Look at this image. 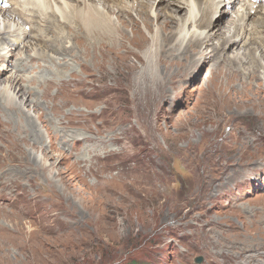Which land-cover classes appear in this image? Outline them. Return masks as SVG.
Instances as JSON below:
<instances>
[{
    "label": "rangeland",
    "instance_id": "rangeland-1",
    "mask_svg": "<svg viewBox=\"0 0 264 264\" xmlns=\"http://www.w3.org/2000/svg\"><path fill=\"white\" fill-rule=\"evenodd\" d=\"M24 1L12 6L32 9V22L11 8L0 16L1 29L14 24L0 33V264H264V69L244 86L258 68L247 48L264 64L254 39L264 10L249 12L239 49L219 45L226 28L209 43L167 45L154 14L148 30L113 1ZM150 2L155 10L169 0ZM62 3L79 15L113 8L114 38H92L76 15L64 32L44 24ZM191 3L193 19L214 6L210 28L232 29L240 10ZM119 29L134 55L96 48L107 50ZM11 34L24 46L6 43ZM31 123L36 132L10 152L8 133L24 136Z\"/></svg>",
    "mask_w": 264,
    "mask_h": 264
},
{
    "label": "bare ground",
    "instance_id": "bare-ground-1",
    "mask_svg": "<svg viewBox=\"0 0 264 264\" xmlns=\"http://www.w3.org/2000/svg\"><path fill=\"white\" fill-rule=\"evenodd\" d=\"M39 1V0H38ZM50 1V0H49ZM75 2L79 1V0H74ZM106 2L108 1H113L116 2V8L118 11H123V13H127V12H131L130 9H135V13L137 15V17L140 18V20L146 24V28L149 30V25H150V20L147 21L146 18H149L150 15L149 14H154V19L155 21L159 20V23L157 22V27L160 28L161 30L158 31H162L165 35L164 37H162L163 41L167 44L168 42H170L171 40H173L174 38L177 39L178 44L181 45L184 41H187V46L190 44V41L192 43L197 44H204V43H209L210 42V38L212 36H217L220 35L222 36L225 33V28H226V35L223 37L224 39H222L221 43H219V45L222 46V44L224 45L225 43H229L230 46L236 47L237 48H242L244 46L245 41H237L242 40L244 38V34H245V20L247 18H250L251 16L249 15V10H250V6L248 4H245V1H236V0H227V2H225L226 0H193V3L196 6H199L200 4H204L205 6H210L211 3L216 4V8H218L219 6L226 4L228 6V8H234L237 7V5L239 4L240 6H238V8L240 9L238 11V14L236 15V22L234 23L232 29H228L229 27V23L227 24V26H225L223 29H221L220 27H216V28H210V18L211 15H213V11H214V6L213 9H206L205 11L203 10L201 12V17L199 16L197 19H193L192 18V14H193V4L191 3V0H169V2L163 6H159L156 7V9L152 10V2L149 3V0H135L136 5L132 6H127L126 3L124 2H119V0H104ZM164 0H159L158 4L160 2H162ZM55 2L59 3V0H55ZM241 2H243V5H241ZM16 4H25L24 0H15ZM64 3V2H63ZM62 3V5H64ZM80 3V2H79ZM134 3V2H133ZM107 4V3H106ZM112 4V3H111ZM82 5V4H81ZM85 5V4H84ZM172 5V6H171ZM169 6L173 7L174 9H169ZM85 7V6H84ZM106 7V11H101L96 5L93 7H88L87 10L85 11L84 8V12L79 15L78 11L77 13H74L73 9H65L68 8V6L64 5L63 7H58L57 8V13L55 14V16H57V18H54L53 20L47 18L46 16H44L43 22L44 24L46 22L58 26L56 27V29L60 28V26H67L69 25V23L73 20V19H77L74 18V15H76L78 17V22H80L81 26L86 30L85 33L90 35L92 38L94 39H103L104 37H108V39L110 38H114L115 32H117L115 27L116 23H114L110 18H109V13L114 12L113 8L109 7V6H105ZM252 8V7H251ZM83 9V8H82ZM264 10V7L261 8H256L255 12L258 14V12L260 10ZM68 10V11H67ZM262 10V11H263ZM2 9L0 8V16L3 15L2 13ZM11 11H13L16 17H22L25 16V20H27L28 22H32V19L35 17H39V15H36L32 9H27L25 11H23L22 8H18V7H13L11 6ZM30 11V12H29ZM260 11V12H262ZM29 12V13H26ZM48 12V16H51L54 12V10H50L48 11L47 9L44 8H38V13L40 15H43L45 13ZM146 12H149V14ZM58 13H59V17H58ZM132 16V15H130ZM129 16V18H130ZM149 16V17H148ZM164 16V18L162 17ZM132 18V17H131ZM81 19V20H80ZM263 19L264 20V12L262 17L260 16L259 20ZM120 20V19H119ZM134 20V19H133ZM258 20V21H259ZM262 20V21H263ZM77 21V20H76ZM139 19L136 20V24L138 23ZM261 21V20H260ZM4 22V21H3ZM134 22V21H133ZM201 23L207 24V28L209 29L208 31H202L200 28ZM125 24V23H124ZM127 24V23H126ZM135 24V23H134ZM155 25V24H154ZM190 25H196V28L192 31V33L189 34V36L185 39V37H182V33L190 26ZM14 26V24L10 21H7L6 26H4L2 29L0 28V33H3L5 31H9L12 27ZM176 26V30L174 29ZM72 27V26H71ZM263 27V26H261ZM63 28L65 27H61L60 30L62 31H58V32H64ZM119 28V27H118ZM151 28V27H150ZM241 28V29H240ZM83 29V30H84ZM172 30V31H171ZM241 30H243V32L241 33ZM120 31V36L117 40H113V44L108 45L106 48H108L107 50H105V45L101 42L98 46H96V48L101 51V52H112V53H118L120 50H122L123 52L127 53V54H133L129 52V50H126L124 48L125 45H127L126 43L128 41H131L130 38H128L125 33H123L122 29H119ZM169 31V32H167ZM150 33V32H149ZM158 33V32H157ZM117 34V33H116ZM160 34V33H159ZM254 34L257 36V38H254L257 43L259 44V42H262V44H264V30H259V29H255ZM66 35V34H65ZM63 37H60V39H62ZM112 38V39H113ZM150 38V42L151 44H156V41H159V37L156 35H151ZM0 39H3V37H1ZM111 40V39H110ZM128 40V41H127ZM134 40V39H133ZM253 40V39H252ZM250 41V40H249ZM255 41V42H256ZM106 42V41H105ZM108 42V41H107ZM145 42V41H144ZM162 42V41H161ZM160 42V43H161ZM175 42V39H174ZM111 43V42H110ZM83 44V43H82ZM164 44V43H162ZM161 44V45H162ZM177 44V43H176ZM91 45V44H90ZM130 45V44H129ZM134 45L139 48L142 47V40L140 39L137 42H134ZM145 45V44H144ZM168 45V44H167ZM194 45V44H193ZM194 45V46H196ZM178 46V45H177ZM92 47H94V45H92ZM118 47V49H117ZM163 47V46H162ZM175 47V46H174ZM247 48V46H246ZM132 49V48H131ZM143 49V48H142ZM147 49V48H146ZM156 49V48H155ZM162 49V48H161ZM171 49V47H170ZM175 49V48H173ZM238 49V50H239ZM144 50V49H143ZM148 50V49H147ZM237 50V51H238ZM245 50V49H244ZM247 50H249L251 52V58L253 59L252 62L257 63L256 66H258L257 69H254L253 67L251 69H248L247 73L245 74V80H244V86L246 88V92L250 91L251 89H247L252 87L251 86V81L253 79H256V76H259L257 74V70L259 68H263L264 69V64L261 63V61L259 60L261 57L256 56L255 52L257 51V48H252L249 47L247 48ZM133 51V50H132ZM156 51V50H155ZM154 51V52H155ZM185 51V50H184ZM235 51V50H234ZM100 52V53H101ZM145 52H147L145 50ZM152 49H151V54H152ZM139 53V52H138ZM149 53V52H148ZM136 54V53H135ZM155 54V53H154ZM150 55V54H149ZM78 58V57H77ZM151 58V59H150ZM231 59H233V62H237V59L235 56H232ZM96 60V58H95ZM141 60V59H140ZM85 61V60H84ZM264 61V60H263ZM121 62V61H120ZM128 62V61H127ZM147 62H152V56H149V61ZM157 62V61H156ZM88 63V62H87ZM81 64V63H80ZM145 64V63H144ZM158 64V62H157ZM82 65V64H81ZM80 65V66H81ZM94 65V64H93ZM146 65V64H145ZM144 65V67H145ZM148 65V63H147ZM131 66V65H130ZM136 66V65H135ZM150 66V63H149ZM157 66V65H156ZM152 67V66H150ZM148 67V68H150ZM92 68V67H91ZM131 68V67H130ZM159 68V67H158ZM93 69V68H92ZM155 69V68H154ZM150 70V69H149ZM157 70V69H155ZM95 71V70H94ZM80 72V71H79ZM160 72V70H159ZM82 73V72H81ZM264 73V72H262ZM90 76V75H89ZM95 76V75H94ZM94 79V78H93ZM13 80L16 79H12L11 87H16L17 91L20 90L19 85L17 84V81L13 84ZM80 80V79H79ZM87 80V79H86ZM264 80V78H263ZM84 82V81H83ZM264 82V81H263ZM83 85V84H82ZM71 86V85H70ZM69 87V86H68ZM73 87V86H72ZM75 87V86H74ZM77 87V86H76ZM80 88V87H79ZM69 89V88H68ZM78 89V88H77ZM260 92V90H259ZM263 93V92H262ZM74 94V93H73ZM76 95V94H75ZM77 96V95H76ZM13 111V110H12ZM21 111V110H20ZM14 112V111H13ZM22 112V111H21ZM72 114V113H71ZM22 116V115H21ZM20 116V118H21ZM25 117L27 118V116H22V118ZM28 120V119H27ZM62 120V119H61ZM75 120V119H74ZM73 120V121H74ZM29 121V120H28ZM31 122V121H29ZM28 123V122H27ZM24 124V123H23ZM67 124V123H66ZM26 125V124H25ZM61 126L64 125V123L61 121ZM22 127V126H21ZM34 126L31 124H28L27 127H23V131L25 132L24 136H20V137H12L11 134L8 133V135L6 136L7 138H11L14 140V142L9 141V151L13 152L14 150L18 149L19 140H23L25 141L27 138V135L30 133H34L36 131H34L35 129H30L32 131L29 130V128H33ZM67 127V126H66ZM65 128V127H64ZM20 129V128H18ZM95 133V132H94ZM9 139V140H11ZM12 140V141H13ZM93 140H95L93 138ZM101 139H97L96 141L99 142ZM104 140V139H103ZM105 141V140H104ZM106 142V141H105ZM117 142V140H116ZM101 144H103V142H99ZM122 149V148H121ZM258 152V151H257ZM22 154V153H21ZM23 154H25V156L29 157L26 152H23ZM95 155V154H92ZM98 155V154H97ZM95 158V157H94ZM123 158V157H122ZM32 159L34 160L35 158L32 157ZM81 161V160H80ZM247 164V163H246ZM244 166V165H243ZM224 168V167H223ZM235 168V167H234ZM239 168V167H238ZM225 175V174H224ZM162 177V176H161ZM117 178V177H116ZM148 180V179H146ZM151 181V180H150ZM151 183V182H150ZM153 183V182H152ZM210 183V182H209ZM213 183V182H212ZM152 185V184H151ZM225 185V184H224ZM154 186V185H153ZM223 186V185H222ZM158 187V186H157ZM155 187V188H157ZM214 188V187H213ZM159 189V188H158ZM152 190V189H151ZM220 190V189H219ZM27 192V191H26ZM27 196V195H26ZM31 215V214H30ZM155 221V220H154Z\"/></svg>",
    "mask_w": 264,
    "mask_h": 264
}]
</instances>
